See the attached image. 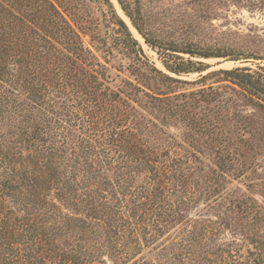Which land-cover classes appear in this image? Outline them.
Instances as JSON below:
<instances>
[{
	"label": "trees",
	"instance_id": "obj_1",
	"mask_svg": "<svg viewBox=\"0 0 264 264\" xmlns=\"http://www.w3.org/2000/svg\"><path fill=\"white\" fill-rule=\"evenodd\" d=\"M94 1L110 36L75 0H0V264H264V208L226 187L264 155V69L181 78L253 42L210 35L225 0H171L175 37L162 0H116L162 70Z\"/></svg>",
	"mask_w": 264,
	"mask_h": 264
},
{
	"label": "rangeland",
	"instance_id": "obj_2",
	"mask_svg": "<svg viewBox=\"0 0 264 264\" xmlns=\"http://www.w3.org/2000/svg\"><path fill=\"white\" fill-rule=\"evenodd\" d=\"M113 4L116 13L125 20L129 26L133 36L138 40L144 54L147 58L155 64L159 69L164 70L157 51L149 47L130 25L129 20L120 9L116 0H110ZM254 0H225L224 5L217 9V16H215L208 24L205 23L206 29L210 31L212 37H224L228 40H246L253 42L254 49L257 50L259 56L250 59L231 60L228 58H191L194 61L202 62L208 66V69L202 73L184 74L181 78L185 80H196L200 75H204L211 71L220 69H233L238 67L248 68L250 71H260L264 69V6L257 2L251 3ZM75 4L79 5L82 15L89 17L94 21L99 29V32L104 35H111L113 33V24L108 22L110 13L108 8L100 2L94 0H75ZM158 7L151 12L150 20H148L147 27L153 31L161 33L162 36H178L181 30V23L175 20V15L170 11L171 0H162L158 3ZM76 5V6H77ZM168 9V10H166ZM210 24V25H209ZM182 31V30H181ZM85 42L89 41V36L83 37ZM113 55L110 63L113 66H118L120 63L121 54L118 48L112 49ZM185 59L188 55H181ZM113 73H117L113 71ZM123 73L122 75H125ZM217 77L210 78L206 81L207 84L214 82ZM213 85H216L215 83ZM264 134V133H263ZM251 165L249 169L239 178L231 179L227 183V190H235L238 193H243L254 197L258 204L264 208V155H255L248 157ZM202 207V201L199 203ZM264 213V211H263ZM256 232L259 235L264 234V219L257 228ZM237 237L240 238L238 235ZM222 240L228 239L226 235L221 237ZM166 239H162L157 246L163 244ZM142 257L150 262H158L157 255L144 249Z\"/></svg>",
	"mask_w": 264,
	"mask_h": 264
},
{
	"label": "water",
	"instance_id": "obj_3",
	"mask_svg": "<svg viewBox=\"0 0 264 264\" xmlns=\"http://www.w3.org/2000/svg\"><path fill=\"white\" fill-rule=\"evenodd\" d=\"M131 25V24H130ZM135 30V29H134ZM138 34V33H137ZM139 35V34H138ZM140 36V35H139ZM142 38V37H141Z\"/></svg>",
	"mask_w": 264,
	"mask_h": 264
}]
</instances>
